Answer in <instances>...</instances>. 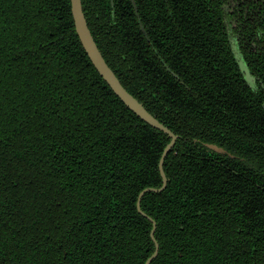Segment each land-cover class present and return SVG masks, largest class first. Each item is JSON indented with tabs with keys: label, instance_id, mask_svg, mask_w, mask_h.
I'll return each mask as SVG.
<instances>
[{
	"label": "trees",
	"instance_id": "obj_1",
	"mask_svg": "<svg viewBox=\"0 0 264 264\" xmlns=\"http://www.w3.org/2000/svg\"><path fill=\"white\" fill-rule=\"evenodd\" d=\"M81 4L121 84L177 135L166 186L138 211L170 139L99 74L70 0H0V264H144L148 217L150 264H264V0Z\"/></svg>",
	"mask_w": 264,
	"mask_h": 264
},
{
	"label": "water",
	"instance_id": "obj_2",
	"mask_svg": "<svg viewBox=\"0 0 264 264\" xmlns=\"http://www.w3.org/2000/svg\"><path fill=\"white\" fill-rule=\"evenodd\" d=\"M71 5V14L74 22L75 31L79 37V40L84 48L85 52L87 53L89 59L91 60L94 67L97 69L99 74L103 77V79L107 82V84L111 87L114 93L124 102V104L131 109L137 116H139L143 121L147 124L163 131L168 137L169 142L166 144L161 157L159 159L158 167L159 172L162 178V185L160 187H146L144 188L137 197V209L143 215H146L140 210V200L142 195L147 191H161L165 188L167 178L165 176L163 170V162L167 153L173 147L177 135L174 134L167 126H165L162 122H160L155 116H153L145 107L144 105L135 98L120 82L114 71L109 67L105 58L103 57L97 43L94 39V36L89 29L87 24L85 15L83 13L81 0H70ZM231 49L234 55V58L238 64L239 70L243 75L244 80L250 86V88H256V77L251 73L242 53L239 50L237 44H232ZM205 145L215 152L219 153H227L229 154L223 147L217 146L213 143H205ZM148 217V216H147ZM148 219L152 222V228L150 232V236L154 241L155 248L152 254L146 259L144 264H150L151 260L157 255L158 252V243L154 237V230H155V221L148 217Z\"/></svg>",
	"mask_w": 264,
	"mask_h": 264
},
{
	"label": "flooded vegetation",
	"instance_id": "obj_3",
	"mask_svg": "<svg viewBox=\"0 0 264 264\" xmlns=\"http://www.w3.org/2000/svg\"><path fill=\"white\" fill-rule=\"evenodd\" d=\"M227 6V5H226ZM248 11V10H247ZM247 11H245V12H247ZM244 15V14H243ZM232 19L234 20V26H238V24H239V22H238V20L236 19V16H234V17H232ZM227 20V19H226ZM257 20V19H256ZM234 28V27H233ZM241 29V28H240ZM233 30V29H232ZM238 32H239V28L238 27H236V33H234L235 35H236V39H237V42H235V44H237L238 45V47H239V44H240V41L241 40H244V42H247L248 43V39H247V37H245V38H243V35L242 36H240V35H237L238 34ZM256 37H258L259 36V33L258 32H255V34H254ZM230 39V38H229ZM251 42V47H253L255 44L252 42V41H250ZM233 43L231 42V40H230V45H232ZM239 50H240V47H239ZM241 52V51H240ZM256 87H257V81H256ZM252 89V88H251ZM256 89V88H255Z\"/></svg>",
	"mask_w": 264,
	"mask_h": 264
},
{
	"label": "rangeland",
	"instance_id": "obj_4",
	"mask_svg": "<svg viewBox=\"0 0 264 264\" xmlns=\"http://www.w3.org/2000/svg\"><path fill=\"white\" fill-rule=\"evenodd\" d=\"M235 1H232L231 3L233 4L232 6H235L234 3ZM228 20V19H227ZM234 26V20L230 19L228 20V28H229V35H230V40L234 44L237 42L236 35L233 33L232 27Z\"/></svg>",
	"mask_w": 264,
	"mask_h": 264
}]
</instances>
